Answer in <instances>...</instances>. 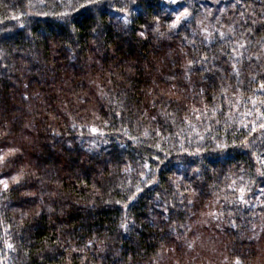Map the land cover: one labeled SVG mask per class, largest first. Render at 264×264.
<instances>
[{
  "label": "trees",
  "instance_id": "16d2710c",
  "mask_svg": "<svg viewBox=\"0 0 264 264\" xmlns=\"http://www.w3.org/2000/svg\"><path fill=\"white\" fill-rule=\"evenodd\" d=\"M215 1L0 0V264H178L210 209L255 264L264 0Z\"/></svg>",
  "mask_w": 264,
  "mask_h": 264
},
{
  "label": "rangeland",
  "instance_id": "374dc122",
  "mask_svg": "<svg viewBox=\"0 0 264 264\" xmlns=\"http://www.w3.org/2000/svg\"><path fill=\"white\" fill-rule=\"evenodd\" d=\"M167 1L174 3L178 0ZM211 3L217 5L219 2L217 0ZM213 13V7L209 6L203 8L201 13L196 16L189 4H186V6L178 5L174 13L172 25L174 27H179L181 24L189 23L193 20L195 26L192 32L194 34L202 35L206 40H209L214 23H218V20L212 21L214 19L213 17L211 18ZM177 17H180L179 21H177ZM221 33H224V36L226 37L230 36L228 31H222ZM243 55L244 53L242 52L241 46L237 47L236 58L241 59L243 58ZM245 107L250 109H264V101L259 103L246 101ZM238 200L242 203V205H247L248 199L243 195H241ZM257 213L260 214V219L258 225L254 228V233L261 252L255 260V264H264V214H261L262 211H257ZM223 229V222L218 218L215 210L213 209L206 212L199 218V220H195V227H193L191 235L186 239V246L182 249L183 258L181 260L178 259L177 263L187 264L190 262L193 264H227L228 256L227 252L224 251L222 239L223 234L220 233H223ZM184 261L187 262L185 263Z\"/></svg>",
  "mask_w": 264,
  "mask_h": 264
},
{
  "label": "snow or ice",
  "instance_id": "6c2138e0",
  "mask_svg": "<svg viewBox=\"0 0 264 264\" xmlns=\"http://www.w3.org/2000/svg\"><path fill=\"white\" fill-rule=\"evenodd\" d=\"M186 14V12H185ZM180 17H177V21H179ZM221 37L224 36V33H220ZM261 127H264V125H261ZM0 159H3V157H0ZM7 187V185H5V188ZM237 264H239V260H237Z\"/></svg>",
  "mask_w": 264,
  "mask_h": 264
}]
</instances>
